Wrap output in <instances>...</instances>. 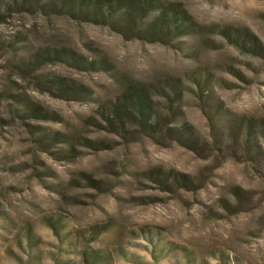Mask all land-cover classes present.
Returning a JSON list of instances; mask_svg holds the SVG:
<instances>
[{
	"label": "rangeland",
	"instance_id": "1",
	"mask_svg": "<svg viewBox=\"0 0 264 264\" xmlns=\"http://www.w3.org/2000/svg\"><path fill=\"white\" fill-rule=\"evenodd\" d=\"M27 1L0 0V264H28V233L39 264L80 263L86 244L112 253L100 264H264V146L250 156L232 149L223 127L242 116L264 119V0H165L199 27L180 38L182 48L125 39ZM236 30L251 32L261 52L242 51L222 34ZM60 47L103 57L110 69L32 62ZM200 71L212 101L188 80ZM47 78L82 83L90 96H61ZM167 78L187 85L174 107L178 124L196 136L194 148L161 130L152 137L131 126L122 135L106 130L97 112L124 85ZM18 96L46 116L22 117ZM153 106L169 116L164 98L154 96ZM38 130L49 145L38 142ZM55 132L71 144L53 142ZM158 249L163 257L154 260Z\"/></svg>",
	"mask_w": 264,
	"mask_h": 264
},
{
	"label": "trees",
	"instance_id": "2",
	"mask_svg": "<svg viewBox=\"0 0 264 264\" xmlns=\"http://www.w3.org/2000/svg\"><path fill=\"white\" fill-rule=\"evenodd\" d=\"M24 2L28 3L27 0H21V4ZM35 2L43 12L48 11L56 15H63L77 22L108 26L125 39L135 38L145 42H158L170 47L182 48L180 45L185 42L180 38L199 33L198 25L192 21L190 15L177 2L165 0H35ZM222 34L231 44L239 47L242 51L260 53L262 50L256 37L249 31L236 30L235 34L223 31ZM41 59L48 62L61 61L71 67H79L84 70L107 71L110 69V65L105 58L89 59L83 54L66 47L48 49L43 53H36L32 62L38 63ZM188 80L196 86L201 97H207L208 101L213 100L212 89L207 87L208 78L206 72H192ZM45 84L48 86L51 84L61 96L78 98L90 96L88 87L82 83L66 82L63 78H47ZM183 86L178 78H167L161 86L159 83L155 85L143 83L127 84L124 85L121 96L110 102L108 106L101 107L97 114L105 122L106 130L114 134L122 135L126 133L128 126L135 127L136 132L149 137L161 130L165 132L164 138L182 146L194 148L193 144L196 141V136L187 124H178V107H174L176 102L182 98ZM154 96L167 100L169 116H156L153 106ZM16 100L22 109V117L40 119L46 116V111L39 105L29 103L21 96H18ZM28 127L32 134V126L28 125ZM223 127L228 128L232 149L240 147L244 154L248 156L253 152L258 154L262 150V146H264V119L255 121L253 118L242 116L231 119ZM212 129H214L213 125ZM36 133L41 135L38 140L39 143L50 144L42 130H38ZM219 135L214 134L216 141ZM51 140L61 145L71 144L68 135L58 132H55ZM218 141L221 143L224 139L221 138ZM67 148L66 153L70 154L71 146H67ZM218 148L220 150V147ZM255 148H258V150ZM182 176L180 175V180L183 184H186V179ZM174 180H177V178L174 177ZM50 226L58 234L57 226L55 224H50ZM83 239L86 240L88 238L83 237ZM35 243L36 239H34L32 234L28 233V264H39L40 262L39 254L32 250L36 246ZM85 246L86 248L81 251L80 263L70 259H60L59 264H100L108 263L112 259L110 251L88 249V245L86 244ZM162 250L158 249V254L152 253L154 260L163 257L161 255Z\"/></svg>",
	"mask_w": 264,
	"mask_h": 264
}]
</instances>
